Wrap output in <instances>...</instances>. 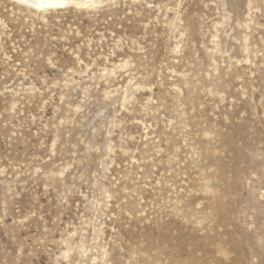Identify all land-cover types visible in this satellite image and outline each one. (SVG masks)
<instances>
[{"label":"rangeland","instance_id":"rangeland-1","mask_svg":"<svg viewBox=\"0 0 264 264\" xmlns=\"http://www.w3.org/2000/svg\"><path fill=\"white\" fill-rule=\"evenodd\" d=\"M0 0V264H264V0Z\"/></svg>","mask_w":264,"mask_h":264},{"label":"clouds","instance_id":"clouds-1","mask_svg":"<svg viewBox=\"0 0 264 264\" xmlns=\"http://www.w3.org/2000/svg\"><path fill=\"white\" fill-rule=\"evenodd\" d=\"M16 2L20 5L34 8L38 12L45 11L47 8H50L53 5H55L56 7L63 6L60 0H16Z\"/></svg>","mask_w":264,"mask_h":264},{"label":"bare ground","instance_id":"bare-ground-1","mask_svg":"<svg viewBox=\"0 0 264 264\" xmlns=\"http://www.w3.org/2000/svg\"><path fill=\"white\" fill-rule=\"evenodd\" d=\"M90 1H92V0H90ZM60 2H62V4H63V6L62 7H64L66 4H68V3H73L74 5H81V4H83V6H84V4L86 5V3L88 2V1H83V0H60ZM82 6V5H81ZM87 6V5H86ZM62 7H56L55 5H53L52 7H50V8H47L46 10H51V9H59V8H62ZM45 10V11H46Z\"/></svg>","mask_w":264,"mask_h":264}]
</instances>
